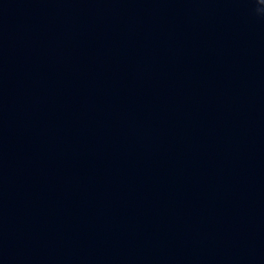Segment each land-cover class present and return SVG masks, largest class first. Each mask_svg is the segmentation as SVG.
I'll return each instance as SVG.
<instances>
[{"label": "water", "instance_id": "1", "mask_svg": "<svg viewBox=\"0 0 264 264\" xmlns=\"http://www.w3.org/2000/svg\"><path fill=\"white\" fill-rule=\"evenodd\" d=\"M160 0L0 95V264H264V17Z\"/></svg>", "mask_w": 264, "mask_h": 264}, {"label": "clouds", "instance_id": "2", "mask_svg": "<svg viewBox=\"0 0 264 264\" xmlns=\"http://www.w3.org/2000/svg\"><path fill=\"white\" fill-rule=\"evenodd\" d=\"M253 3L255 5V14L264 17V0H253Z\"/></svg>", "mask_w": 264, "mask_h": 264}]
</instances>
